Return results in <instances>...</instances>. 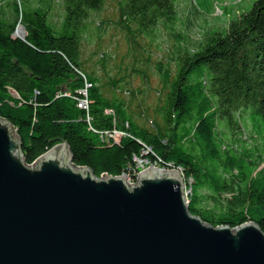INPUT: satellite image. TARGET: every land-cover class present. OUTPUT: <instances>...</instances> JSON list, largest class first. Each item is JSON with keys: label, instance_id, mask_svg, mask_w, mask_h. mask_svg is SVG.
I'll return each instance as SVG.
<instances>
[{"label": "trees", "instance_id": "16d2710c", "mask_svg": "<svg viewBox=\"0 0 264 264\" xmlns=\"http://www.w3.org/2000/svg\"><path fill=\"white\" fill-rule=\"evenodd\" d=\"M183 1L0 0L10 9L0 11V116L29 165L61 143L98 178L136 177L145 157L183 171L190 211L208 224L264 231V0L198 35ZM190 6L201 19L198 0ZM86 39L98 54L114 43L106 79Z\"/></svg>", "mask_w": 264, "mask_h": 264}, {"label": "water", "instance_id": "95a60500", "mask_svg": "<svg viewBox=\"0 0 264 264\" xmlns=\"http://www.w3.org/2000/svg\"><path fill=\"white\" fill-rule=\"evenodd\" d=\"M0 264H264V231L192 214L176 170L98 178L67 143L29 165L0 116Z\"/></svg>", "mask_w": 264, "mask_h": 264}, {"label": "rangeland", "instance_id": "374dc122", "mask_svg": "<svg viewBox=\"0 0 264 264\" xmlns=\"http://www.w3.org/2000/svg\"><path fill=\"white\" fill-rule=\"evenodd\" d=\"M256 0H198L199 5L202 8L203 11V16L208 17V19L202 18L197 20L195 15H193L190 11L192 10L190 6V0H185L180 3L179 5V12L181 16L184 18L185 22L184 25L187 22L188 17H191L193 22H194V30L195 34H202L204 32V25L206 22L209 21V25L212 27H217V26H225L228 25V23L236 17L241 12H247L252 9L254 3ZM7 3H1L0 2V11L3 9L5 13L9 14L10 9L7 6ZM64 10L61 7V4L59 2H54L53 8L51 10L50 18H51V23L55 26H59L62 22V18L64 15ZM1 16V12H0ZM208 25V24H207ZM22 26V25H20ZM18 26V29L19 27ZM17 29V33H18ZM17 36H19L17 34ZM21 37V36H19ZM167 46V45H166ZM164 45V48H166ZM102 48V47H101ZM98 46H96V43L94 41H90L89 39H86L85 41V56H89L90 54L92 55L91 57L95 60L93 61V64L96 66L97 65V75H99L101 78L106 79L108 75L113 73V66H114V61L113 57L115 56L114 53V43L111 41L107 40L105 46H103V51L106 52L107 54H104V52L97 51ZM101 50V49H100ZM94 51L97 52V54H94ZM157 55L159 56L158 52H156V57ZM135 74V73H134ZM135 85L140 86V82L137 80V77L135 78ZM138 90V89H137ZM140 98V95H139ZM115 138H119V134L115 135ZM249 140V139H248ZM250 143V141H249ZM159 169L165 170V171H179L181 176L184 179L185 182V191H190L191 187V180H188L187 177L184 175L183 171L180 169H165L161 165L156 166ZM140 174L137 176V178L133 179V177H125V180L128 183H133V180H138V177ZM189 200L192 195V193H189Z\"/></svg>", "mask_w": 264, "mask_h": 264}, {"label": "built area", "instance_id": "2783aa9c", "mask_svg": "<svg viewBox=\"0 0 264 264\" xmlns=\"http://www.w3.org/2000/svg\"><path fill=\"white\" fill-rule=\"evenodd\" d=\"M88 87H90V85L88 84L87 85ZM85 96H87V91H85L83 93ZM80 107L84 108V109H87L88 107V103H87V100H83L81 103H80ZM116 134H119V137L121 136L120 133L116 132ZM115 134V135H116ZM135 163H136V177H133V179L137 178V176L143 172L144 170L146 169H151V168H157L159 169L158 167H155L154 165L156 166H160L159 164H153L149 161L148 158H145V157H136L135 158ZM162 170V169H161ZM125 177H128L126 175H124ZM133 183L131 184H135L136 183V180H133L132 181ZM189 193L191 194L192 193V189L190 188V191H186V198H187V202L189 203L190 200H189Z\"/></svg>", "mask_w": 264, "mask_h": 264}, {"label": "bare ground", "instance_id": "6f19581e", "mask_svg": "<svg viewBox=\"0 0 264 264\" xmlns=\"http://www.w3.org/2000/svg\"><path fill=\"white\" fill-rule=\"evenodd\" d=\"M18 35L21 37H23L25 35V31H24V28L22 26L19 27Z\"/></svg>", "mask_w": 264, "mask_h": 264}]
</instances>
